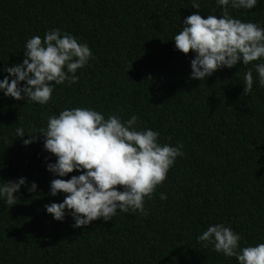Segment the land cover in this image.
Instances as JSON below:
<instances>
[{
  "label": "trees",
  "instance_id": "trees-1",
  "mask_svg": "<svg viewBox=\"0 0 264 264\" xmlns=\"http://www.w3.org/2000/svg\"><path fill=\"white\" fill-rule=\"evenodd\" d=\"M199 3L202 18L219 16L215 0ZM191 4L0 0V80L3 70L22 62L28 39L53 28L86 42L94 56L78 70V82L55 86L45 105L0 93V180L25 177L37 184L34 193L22 186L14 206L0 201V264H237L197 242L215 223L238 232L241 246L264 243V87L253 71V89L243 92L251 64L222 68L205 81L190 78L194 54L176 50L171 39L196 12ZM229 14L264 27V0L249 11L229 8ZM74 107L125 121L135 115L138 129L158 131L161 143L183 145L184 156L146 199V216L119 213L73 228L70 216L59 222L44 210L65 195H48L56 177L46 163L55 157L42 140L23 145L28 136L16 138L15 128L30 134L46 127L48 116Z\"/></svg>",
  "mask_w": 264,
  "mask_h": 264
},
{
  "label": "clouds",
  "instance_id": "clouds-1",
  "mask_svg": "<svg viewBox=\"0 0 264 264\" xmlns=\"http://www.w3.org/2000/svg\"><path fill=\"white\" fill-rule=\"evenodd\" d=\"M215 2L219 16L202 18L199 0H192L196 12L183 19L182 29L171 39L176 50L194 54L190 78L205 81L222 68L251 64L244 73L243 92L253 89V71L264 87V27L229 14V8L255 9L262 0ZM24 49L22 62L3 70L7 75L0 80V93L39 105L51 100L55 86L77 83L78 70L94 59L86 42L59 28L45 31L42 38L32 36ZM137 123L135 115L125 121L118 114L106 118L91 107H74L48 116L46 127L30 134L22 126L15 128L16 138L28 136L23 145L42 140L43 150L55 157V162L46 163V171L56 177L50 181L48 195H65L62 202L44 205L53 220L63 222L67 215L74 221L73 228H86L98 219L112 221L119 213L148 214L146 199H152L184 152L182 144L161 143L158 131L138 129ZM74 170L79 174L63 179ZM22 186L37 191V184L25 177L0 180V201L16 205ZM159 198L166 200L167 195L161 192ZM196 239L226 258H235L237 264H264V243L241 246V235L224 223L210 224Z\"/></svg>",
  "mask_w": 264,
  "mask_h": 264
}]
</instances>
